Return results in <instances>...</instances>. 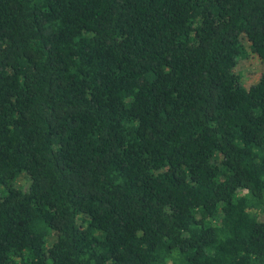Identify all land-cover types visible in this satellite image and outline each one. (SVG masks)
Here are the masks:
<instances>
[{
  "label": "trees",
  "instance_id": "trees-1",
  "mask_svg": "<svg viewBox=\"0 0 264 264\" xmlns=\"http://www.w3.org/2000/svg\"><path fill=\"white\" fill-rule=\"evenodd\" d=\"M243 35L264 0H0V264H264Z\"/></svg>",
  "mask_w": 264,
  "mask_h": 264
},
{
  "label": "rangeland",
  "instance_id": "rangeland-1",
  "mask_svg": "<svg viewBox=\"0 0 264 264\" xmlns=\"http://www.w3.org/2000/svg\"><path fill=\"white\" fill-rule=\"evenodd\" d=\"M241 40L244 52L238 58L236 69L240 73L242 82L247 86L257 80L259 73L264 69V60L250 50L248 40L244 35ZM19 181L26 182L24 177L19 178Z\"/></svg>",
  "mask_w": 264,
  "mask_h": 264
}]
</instances>
